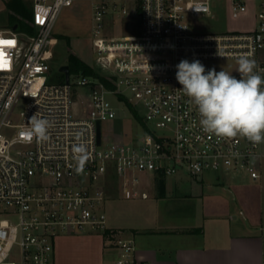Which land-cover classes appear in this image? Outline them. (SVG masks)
Wrapping results in <instances>:
<instances>
[{
    "label": "built area",
    "instance_id": "built-area-1",
    "mask_svg": "<svg viewBox=\"0 0 264 264\" xmlns=\"http://www.w3.org/2000/svg\"><path fill=\"white\" fill-rule=\"evenodd\" d=\"M212 1L97 0L90 32L95 73L69 71L67 82L63 72L61 80L50 72L46 48L59 12L74 0H32L34 33L0 28V41L14 42L0 44L8 62L0 68V264H55L59 236L105 232L112 177L124 199L148 198L145 180L156 183L158 175L261 178L264 142L205 133L175 78L182 59H198L207 71L212 58L241 55L264 76V0H228L232 19L253 10L251 27L193 32L188 20L210 15ZM131 9L139 33L113 34ZM109 95L129 111L127 102L137 108L140 134L105 138L102 123L119 118ZM32 117L49 122L45 139L34 134ZM114 245V264H141L132 239Z\"/></svg>",
    "mask_w": 264,
    "mask_h": 264
},
{
    "label": "rangeland",
    "instance_id": "rangeland-1",
    "mask_svg": "<svg viewBox=\"0 0 264 264\" xmlns=\"http://www.w3.org/2000/svg\"><path fill=\"white\" fill-rule=\"evenodd\" d=\"M6 0H0V28L9 26L10 14L12 11L6 6ZM31 1V0H29ZM97 0H74L69 7L63 8L54 23L52 38L46 48L49 58L50 72L58 75V68L68 63L70 53L76 55L88 64L93 74L95 70L92 65L94 53L92 51L91 28L93 5ZM253 14L249 12L239 19H232L228 12V0H213L211 4V14L190 18L188 23L193 32H220L226 30H241L253 25ZM138 18L132 11L128 16L117 19L113 34L127 35L137 34L136 27ZM109 29L107 30L110 33ZM237 59L233 57L212 58L206 63V67L222 69L226 72H237ZM74 72V71H72ZM79 72V71H77ZM75 72V73H77ZM60 75V74H59ZM112 104L119 111V118L103 122L102 129L105 138L113 140L116 134L121 131L126 138L133 137L141 133V127L136 119L124 105L112 96H108ZM77 105L80 107L82 98H77ZM137 110V108H135ZM138 111V110H137ZM139 113V112H138ZM110 185L108 199L105 200L104 209L107 215V224L125 229L132 224H154L163 217L170 223L179 222V211L184 207L186 210L195 208L201 211H223L226 208L232 209L239 220H243L244 215L239 214V210L247 214L250 209L264 211V162H262L261 178L251 180L245 173H205L196 179L185 172L166 177V195L160 197L155 184L145 180V189L149 196L146 199L134 198L124 199L117 189L115 179ZM144 179V177H143ZM178 183H175V182ZM182 211V210H181ZM183 214V213H181ZM71 243H66V239H60L58 245L59 257L62 256L65 264H93L97 263L98 252L96 250L100 243L101 235L83 234L72 235ZM124 238H128L124 235ZM63 243V245L61 244ZM113 257V255H111ZM17 261V258H13ZM62 260V261H64ZM60 261V259H59ZM60 261V262H62ZM63 263V262H62ZM60 264V263H59Z\"/></svg>",
    "mask_w": 264,
    "mask_h": 264
},
{
    "label": "crops",
    "instance_id": "crops-1",
    "mask_svg": "<svg viewBox=\"0 0 264 264\" xmlns=\"http://www.w3.org/2000/svg\"><path fill=\"white\" fill-rule=\"evenodd\" d=\"M249 12L253 14L252 9ZM166 187L165 177V195ZM179 207L182 211L178 223L160 217L154 224H132L125 229L107 224L105 232L96 233L101 238L96 248L97 263L93 264H114V243L124 238L123 234L133 240L136 259L141 264H264V211L250 209L244 214L239 210L245 216L239 220L230 208L199 213L194 206L191 210ZM73 238L76 237L61 235L56 239L55 264H65L59 257V240L66 239L70 244Z\"/></svg>",
    "mask_w": 264,
    "mask_h": 264
},
{
    "label": "clouds",
    "instance_id": "clouds-1",
    "mask_svg": "<svg viewBox=\"0 0 264 264\" xmlns=\"http://www.w3.org/2000/svg\"><path fill=\"white\" fill-rule=\"evenodd\" d=\"M256 68V61L248 55L237 59L239 78L223 69L206 71L198 59H182L176 65L175 78L196 107L205 133L225 139L240 136L253 144L264 142V76ZM29 123L38 138H46L47 120L32 117Z\"/></svg>",
    "mask_w": 264,
    "mask_h": 264
},
{
    "label": "trees",
    "instance_id": "trees-1",
    "mask_svg": "<svg viewBox=\"0 0 264 264\" xmlns=\"http://www.w3.org/2000/svg\"><path fill=\"white\" fill-rule=\"evenodd\" d=\"M6 6L9 10L12 11V14H10V25L13 26L16 25L17 30L19 31H27L34 33V28L29 24L30 19V7H31V1L29 0H6ZM68 66L69 71L77 72H91L88 64H86L83 60H81L76 55L70 53L68 55ZM60 80L62 79V75L58 77ZM106 83V82H105ZM128 108L133 114V117L136 119L137 122L143 124V120L141 118V115L138 113V111L135 109L134 106H132L130 103L127 102ZM156 188L157 193L160 197L165 196V177L158 175L156 178ZM190 232L193 230H189Z\"/></svg>",
    "mask_w": 264,
    "mask_h": 264
},
{
    "label": "water",
    "instance_id": "water-1",
    "mask_svg": "<svg viewBox=\"0 0 264 264\" xmlns=\"http://www.w3.org/2000/svg\"><path fill=\"white\" fill-rule=\"evenodd\" d=\"M12 29H16V25H13L12 26ZM58 71L63 72L64 77H65V81L67 82L68 81V75H69V66H68V64L61 65L58 68ZM99 135H100V124H99V122H97V137H98V142L100 141V136Z\"/></svg>",
    "mask_w": 264,
    "mask_h": 264
},
{
    "label": "snow or ice",
    "instance_id": "snow-or-ice-1",
    "mask_svg": "<svg viewBox=\"0 0 264 264\" xmlns=\"http://www.w3.org/2000/svg\"><path fill=\"white\" fill-rule=\"evenodd\" d=\"M0 44H9V45H12V44H14V42H12V41H7V42L0 41ZM7 63L8 62L5 59V54L2 51H0V68L6 67L7 66Z\"/></svg>",
    "mask_w": 264,
    "mask_h": 264
}]
</instances>
